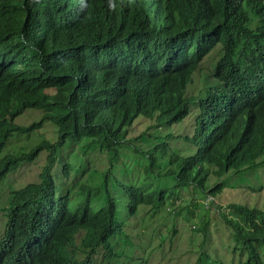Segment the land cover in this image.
Segmentation results:
<instances>
[{
	"label": "trees",
	"instance_id": "1",
	"mask_svg": "<svg viewBox=\"0 0 264 264\" xmlns=\"http://www.w3.org/2000/svg\"><path fill=\"white\" fill-rule=\"evenodd\" d=\"M219 46L214 73L185 98L198 63ZM30 110L41 117L16 122ZM138 119L152 122L135 138L142 148L127 139ZM186 119L189 135L147 132ZM46 123L54 141L42 138L26 153L0 158L1 182L47 153L38 180L11 191L0 206L6 215L0 247L18 248L19 264H119L114 245L129 240L130 220L146 207L157 218L169 211L167 201L174 203L163 177L214 198L224 184L210 185L211 175L264 166V0H0V153L14 134ZM180 138V147H170ZM79 142L87 152L108 154L110 166L124 146L142 173L111 181L109 166L98 186L80 185L72 198L71 166L59 173L53 167L60 149ZM98 191L103 204L95 210ZM259 203H230L227 213L218 208L243 244L245 264H262Z\"/></svg>",
	"mask_w": 264,
	"mask_h": 264
},
{
	"label": "rangeland",
	"instance_id": "2",
	"mask_svg": "<svg viewBox=\"0 0 264 264\" xmlns=\"http://www.w3.org/2000/svg\"><path fill=\"white\" fill-rule=\"evenodd\" d=\"M220 46L213 49L210 55L200 64L199 69L193 75L192 81L188 85L185 96L196 95L205 82V76L212 72L214 64L221 55ZM41 117L38 111H26L16 119L20 125H29ZM152 125L151 121L138 119L128 133L129 140L137 148H142L144 143L141 139L136 140L147 127ZM191 120L177 122L169 128L150 127L147 132H157L159 134L171 130L174 134L189 135ZM52 125L46 123L35 132L16 134L8 140L7 146L0 153V158L7 154L21 155L29 151L32 147L41 142V139L52 142L55 137L51 134ZM181 138L169 140L170 147H180ZM187 147V145L185 146ZM46 153H40L33 162L22 164L15 172L9 174L0 182V206L4 205L12 190L22 187L24 184L38 180L37 175L46 165ZM110 156L99 150L87 152L85 143H73L66 145L56 154V163L53 167L55 173H59L60 165L69 164L71 166L67 185L73 198L80 185L98 186L101 182L100 172L109 168ZM137 156L131 154L130 149L122 146L120 157L111 164L115 168L109 176L110 180H122L138 178V172L142 173V167L135 164ZM60 163V164H59ZM160 164L165 163L162 159ZM110 166V167H111ZM133 166L137 169L129 171ZM128 168V170H126ZM166 164L161 169H166ZM213 173L214 167L209 168ZM223 182L224 191L214 198L207 197L194 192L192 189L183 190L175 183L163 177L162 187L170 188L169 195L174 199L167 201L169 211L162 213L157 218H150L147 212L148 207L140 210L139 217L130 220L126 228L129 240L118 239L114 245L119 257V264H194L202 257V264H245L247 253L243 244L233 238V231L229 226L223 225L218 216L220 212L227 213V206L230 203H248L255 205L264 200V166L247 169L244 168L238 174L229 171L221 178L211 175L208 183L216 184ZM230 186H233L230 188ZM114 193L117 192L114 187ZM93 206H102L103 201L100 191L93 194ZM261 206V203H259ZM181 207V208H180ZM178 210V215L174 216ZM172 217L174 219H172ZM191 217V220H189ZM205 223L207 229L203 233L202 224ZM5 225V213L0 210V236ZM174 231V232H173ZM162 242V245H159ZM128 254L130 259L125 258ZM202 255V256H201ZM262 264H264V251H261Z\"/></svg>",
	"mask_w": 264,
	"mask_h": 264
},
{
	"label": "clouds",
	"instance_id": "3",
	"mask_svg": "<svg viewBox=\"0 0 264 264\" xmlns=\"http://www.w3.org/2000/svg\"><path fill=\"white\" fill-rule=\"evenodd\" d=\"M214 49V48H213ZM213 49L211 50V51H213ZM211 51L209 52V53H207L202 59H201V61L198 63V66H197V68L193 71V73L191 74V81H192V78H193V75H195V72L199 69V66H200V64H201V62L206 58V57H208L209 55H210V53H211ZM220 58V57H219ZM218 58V59H219ZM217 59V60H218ZM217 62V61H216ZM167 70V67H166V65L164 64L161 68H160V70H159V73L161 74V75H163L164 74V72ZM213 71L212 72H210V73H208L207 75H212L213 73H214V70H215V64H214V67H213V69H212ZM206 75V76H207ZM205 76V77H206ZM190 81V82H191ZM190 82L188 83V85L190 84ZM206 83V78H205V82H204V84ZM203 84V85H204ZM188 85H187V87H188ZM187 87H186V89H187ZM202 88V87H201ZM186 91V90H185ZM184 94H185V92H184ZM183 94V96L185 97V98H187L185 95ZM197 95V94H196ZM191 96H195V95H191ZM191 96H188V97H191ZM18 134V133H17ZM24 135H26V133H23ZM14 135H16V134H14ZM13 135V136H14ZM12 136V137H13ZM12 137H10V138H12ZM9 138V139H10ZM8 139V140H9ZM7 143H8V141H7ZM7 143H6V145H5V147L7 146ZM36 146V145H35ZM34 146V147H35ZM4 147V148H5ZM3 148V149H4ZM41 153H46V152H41ZM12 154V153H11ZM11 154H7V155H5V156H9V155H11ZM40 154V153H39ZM38 154V155H39ZM12 155H14V154H12ZM46 155H47V153H46ZM4 156V157H5ZM19 156V155H18ZM46 162V161H45ZM56 163H58L57 162V160H56ZM60 164V163H59ZM45 167V166H44ZM60 168H61V165H60ZM16 171V170H15ZM14 171V172H15ZM8 176V175H7ZM6 176V177H7ZM5 177V178H6ZM4 178V179H5ZM3 179V180H4ZM36 182V181H35ZM30 183H32V182H30ZM28 184V183H27ZM26 184H24L23 186H25ZM22 186V187H23ZM21 188V187H20ZM20 188H18V189H20ZM18 189H16V190H18ZM13 191V190H12ZM212 199V198H211ZM8 201V200H7ZM94 207V206H93ZM101 206H99L98 208H100ZM98 208H94L95 210H97ZM4 213H5V211H4ZM5 225H6V215H5ZM5 225H4V230H5ZM4 230H3V232H4ZM2 235H3V233H2ZM1 235V236H2ZM1 236H0V238H1ZM20 263V251H19V249L17 248V249H13V250H9V249H4V248H2V247H0V264H19Z\"/></svg>",
	"mask_w": 264,
	"mask_h": 264
},
{
	"label": "bare ground",
	"instance_id": "4",
	"mask_svg": "<svg viewBox=\"0 0 264 264\" xmlns=\"http://www.w3.org/2000/svg\"><path fill=\"white\" fill-rule=\"evenodd\" d=\"M133 4H134V3H133ZM218 7H219V6H218ZM150 13H151V12H150ZM114 16H115V15H114ZM123 22H124V21H123ZM111 53H112V52H111ZM117 58H118V57H117ZM162 65H163V64H162ZM143 72H144V71H143ZM1 73H2V72H1ZM126 73H127V72H126ZM152 75H153V74H152ZM12 87H13V86L11 85V88H12ZM15 87H16V86H14V88H15ZM18 87H19V86H18ZM9 89H10V87H9ZM12 90H14V89H12ZM31 92H33V91H31ZM31 92H29V93H31ZM27 93H28V92H27ZM27 93H25V94H27ZM29 93H28V94H29ZM37 93H38V92H37ZM22 94H23V93H22ZM22 94H21V95H22ZM30 95H31V94H30ZM25 96H26V95H25ZM131 96H132V94H131ZM22 97H24V96L22 95ZM27 97H28V96H27ZM137 103H138V102H137ZM137 103H136V104H137ZM133 105H134V103H133Z\"/></svg>",
	"mask_w": 264,
	"mask_h": 264
}]
</instances>
